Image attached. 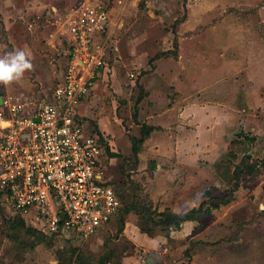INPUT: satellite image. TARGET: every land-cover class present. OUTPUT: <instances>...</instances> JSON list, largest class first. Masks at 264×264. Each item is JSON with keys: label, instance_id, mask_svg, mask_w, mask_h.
I'll return each mask as SVG.
<instances>
[{"label": "rangeland", "instance_id": "1", "mask_svg": "<svg viewBox=\"0 0 264 264\" xmlns=\"http://www.w3.org/2000/svg\"><path fill=\"white\" fill-rule=\"evenodd\" d=\"M98 1L103 69L75 109L122 207L78 241L0 196V264H264V0H0V57L31 63L0 97L84 75L63 16Z\"/></svg>", "mask_w": 264, "mask_h": 264}, {"label": "built area", "instance_id": "2", "mask_svg": "<svg viewBox=\"0 0 264 264\" xmlns=\"http://www.w3.org/2000/svg\"><path fill=\"white\" fill-rule=\"evenodd\" d=\"M109 19L102 1L84 2L63 16L72 41L69 65L84 75L65 76L49 100L0 97V196L19 212L32 209L46 217L50 232H72L78 241L96 233L121 206L111 183L102 181L104 142L75 109L104 63L96 38Z\"/></svg>", "mask_w": 264, "mask_h": 264}, {"label": "clouds", "instance_id": "3", "mask_svg": "<svg viewBox=\"0 0 264 264\" xmlns=\"http://www.w3.org/2000/svg\"><path fill=\"white\" fill-rule=\"evenodd\" d=\"M31 68L23 51H15L0 57V83L7 84L22 78L24 71Z\"/></svg>", "mask_w": 264, "mask_h": 264}, {"label": "trees", "instance_id": "4", "mask_svg": "<svg viewBox=\"0 0 264 264\" xmlns=\"http://www.w3.org/2000/svg\"><path fill=\"white\" fill-rule=\"evenodd\" d=\"M102 69H103V65L100 66L98 70L101 71ZM133 149L137 150V147L135 144L133 145ZM111 185L114 187L116 194L118 195V198L120 199V201H122V198H121L120 193L118 192V189L112 183H111ZM121 207H122V205L120 206V208ZM120 208L118 209L117 213L119 212ZM189 211H193V210H189ZM189 211L184 212L181 215L177 214V213H172V216L174 217V219H177V223H176L177 225L179 224V221L181 222V221H185V220L190 219ZM115 217L116 216H114L109 222L102 224L101 227L98 229V231L101 230L102 228H104L105 226H107ZM177 225H175V226L177 227Z\"/></svg>", "mask_w": 264, "mask_h": 264}]
</instances>
